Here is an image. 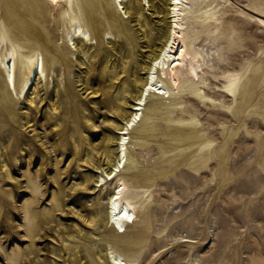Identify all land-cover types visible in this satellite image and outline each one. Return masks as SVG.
<instances>
[{
	"label": "rangeland",
	"instance_id": "rangeland-1",
	"mask_svg": "<svg viewBox=\"0 0 264 264\" xmlns=\"http://www.w3.org/2000/svg\"><path fill=\"white\" fill-rule=\"evenodd\" d=\"M218 2L219 28L200 44L216 72L244 73L235 97L208 74L201 90L214 103L149 100L120 174L137 206L125 234L106 222L110 184L95 183L97 170L83 154L86 138L99 154L103 138L113 136L110 107L121 80L101 69L105 53L114 58L121 49L134 66L144 52L133 20L116 10L109 15L106 0L93 3L96 57L82 65L64 47L65 22L44 0H12L11 14L0 5L8 35L25 44L23 51L41 46L48 67L31 104L8 90L0 68V145L9 171L0 164V264H102L98 249L110 247L107 238L137 242L142 257L127 264H264V18L247 0ZM143 10L158 29L160 19L147 4ZM109 27L115 30L107 36ZM56 54L63 61L56 63ZM190 116L195 123L178 121Z\"/></svg>",
	"mask_w": 264,
	"mask_h": 264
},
{
	"label": "bare ground",
	"instance_id": "bare-ground-1",
	"mask_svg": "<svg viewBox=\"0 0 264 264\" xmlns=\"http://www.w3.org/2000/svg\"><path fill=\"white\" fill-rule=\"evenodd\" d=\"M247 1V5L264 18V0ZM44 2L47 9L52 10V14L56 13L66 24L64 47L69 48V45L76 51L80 57V64L91 62L96 53L90 45L96 41L93 42L95 33L89 30V24L94 22L90 11L93 3L96 6L97 0H44ZM144 4L149 6L152 15L160 19L161 25L158 29L145 19ZM0 5L7 14L14 10L12 0H0ZM218 5V0H106L105 9L109 15L114 17L116 10L128 14L130 20H133L140 47L144 49V52L133 60L134 66L127 62L125 51L121 49L114 58L105 53V64L101 72L107 73L112 81L121 80L110 107L109 123L113 136L107 135L103 138V147L99 154L92 149L86 138L83 154V161L97 170L95 183L99 186L110 184L106 192L105 216L106 222L116 234H125L136 219V201L128 194L129 188L120 174L128 161L130 133L141 121L149 100L155 97L157 100L168 98L172 101L177 96L181 101L171 104L169 101L168 104L171 106L183 104L186 99L214 103L215 99L201 90L207 84L209 86V83H206L208 74L223 82L220 91L235 97L244 73L225 70L216 72L212 69L213 65L210 66L208 63L209 59L206 58L209 56L208 52H204L200 44L202 36H214L219 28L221 21ZM261 22L264 26V19ZM108 29L107 36L115 30L113 27ZM23 37L27 39L28 35L24 33ZM108 43L112 46L111 41ZM24 46L25 44L19 42L16 37L9 36L0 22V68L7 88L16 95L22 94L31 104L32 95L39 90L41 79L46 77L47 56L41 46L31 48L28 46L23 51ZM52 58L56 63L59 60L63 61L61 55L56 54ZM84 90H88V86ZM56 94L57 90H54L53 97ZM53 97L50 103L56 110L58 104ZM159 108L158 103L151 110L158 114ZM84 117L89 121L87 113ZM178 121L195 123L196 118L190 116L189 120ZM184 137L186 140L194 139L191 132L186 133ZM208 144L209 142L202 143L205 146ZM2 157L3 149L0 145V164L8 176L9 171ZM100 162L105 166H99ZM82 180L87 184L89 178L84 176ZM95 217L96 214L92 212L87 221L92 222ZM106 242L111 243L108 249L106 247L98 249L103 257L102 264H127V260L142 257L141 252L136 250L137 242L131 244L127 240L117 238H107Z\"/></svg>",
	"mask_w": 264,
	"mask_h": 264
}]
</instances>
